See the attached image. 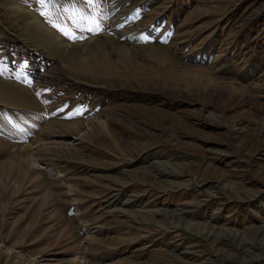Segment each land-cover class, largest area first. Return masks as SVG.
Returning a JSON list of instances; mask_svg holds the SVG:
<instances>
[{
	"label": "rangeland",
	"instance_id": "374dc122",
	"mask_svg": "<svg viewBox=\"0 0 264 264\" xmlns=\"http://www.w3.org/2000/svg\"><path fill=\"white\" fill-rule=\"evenodd\" d=\"M43 10L0 0V264H264V0Z\"/></svg>",
	"mask_w": 264,
	"mask_h": 264
},
{
	"label": "snow or ice",
	"instance_id": "6c2138e0",
	"mask_svg": "<svg viewBox=\"0 0 264 264\" xmlns=\"http://www.w3.org/2000/svg\"><path fill=\"white\" fill-rule=\"evenodd\" d=\"M88 3H92L93 0H87ZM53 3V0H39V4L41 5V7L44 9L42 12H41V15H44V16H48L50 17L52 15L51 12H49V5ZM65 11H67V9H65ZM76 13L74 12L73 13V16L75 17ZM79 20L80 21H83L85 23L83 24H80L79 26L81 28H85L88 32L90 33H93V32H99L101 30V27L98 23H96L95 19L94 18H91L87 15H80L79 16ZM56 26V25H54ZM58 27V26H57ZM59 30L65 34V35H69L70 36V33L64 29V28H59ZM72 38H75V37H72ZM142 39H147V37H141ZM77 114H80L79 112H77Z\"/></svg>",
	"mask_w": 264,
	"mask_h": 264
}]
</instances>
